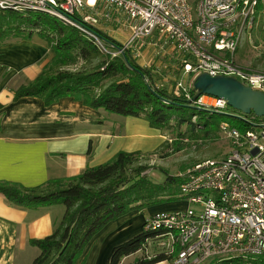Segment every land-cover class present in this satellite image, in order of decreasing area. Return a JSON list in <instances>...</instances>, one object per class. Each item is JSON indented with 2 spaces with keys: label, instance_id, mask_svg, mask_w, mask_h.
<instances>
[{
  "label": "trees",
  "instance_id": "trees-1",
  "mask_svg": "<svg viewBox=\"0 0 264 264\" xmlns=\"http://www.w3.org/2000/svg\"><path fill=\"white\" fill-rule=\"evenodd\" d=\"M97 2L95 6H87L82 13L95 12L93 8ZM82 17L75 14L73 21L88 33L40 11L0 8V44L31 39L36 34L45 40L50 51L48 60L35 78L12 89L13 100L34 96L50 105L70 97L92 109L103 108L111 114L142 118L151 128L170 130L175 134L173 140L163 141L155 152L171 147L176 152L183 145L198 146L204 143V139L213 140L218 127L212 126L209 120L215 114L233 117L238 121V125L233 126L247 128L245 121L234 114L210 113L187 103L183 93H176L177 82L174 81L168 89L162 83L164 77L160 70L138 62L137 49L132 47L134 41L125 45L127 42L123 44L97 27L103 19L99 14L94 24L84 22ZM153 37L163 44V38L157 34L149 38ZM175 52L179 55L174 75L182 72L185 62L195 63L192 56ZM180 110L191 111V114L182 115L178 112ZM192 116L195 121L191 120ZM102 121L95 120V123ZM93 150L90 142L87 156H91ZM148 154L140 150H121L106 162L86 167L76 175L48 179L32 187L0 180V195L10 204L25 208L50 204L65 207L61 221L50 234L29 241L39 250L30 264H83L84 258L80 257L85 246L109 221L133 209L142 211L185 200L179 193V184L185 173L173 175L162 171L164 178L153 181L147 173L152 168L147 162ZM205 160H190L182 171ZM153 236L154 232L144 230L143 220L139 233L112 247L107 264H121L123 258L143 249ZM164 260L171 261V256L159 252L152 257H137L132 264H153Z\"/></svg>",
  "mask_w": 264,
  "mask_h": 264
},
{
  "label": "built area",
  "instance_id": "built-area-1",
  "mask_svg": "<svg viewBox=\"0 0 264 264\" xmlns=\"http://www.w3.org/2000/svg\"><path fill=\"white\" fill-rule=\"evenodd\" d=\"M100 1L125 17L131 30L125 45L157 34L163 44L195 59L194 64L183 65L181 73L190 77L187 84H176V93L187 100L194 93L191 81L201 72L234 76L264 92V71L244 68L234 59L242 33L254 26L264 0ZM96 2L0 0V8L40 11L88 33L73 16L80 14L84 22L97 23V12L82 13ZM191 103L210 113L234 114L247 128L221 121L218 130L228 140L227 153L186 170L179 190L188 207L147 215L144 230L154 232L152 239L171 256V264H204L212 259L264 264V117L242 113L211 95H199Z\"/></svg>",
  "mask_w": 264,
  "mask_h": 264
},
{
  "label": "crops",
  "instance_id": "crops-1",
  "mask_svg": "<svg viewBox=\"0 0 264 264\" xmlns=\"http://www.w3.org/2000/svg\"><path fill=\"white\" fill-rule=\"evenodd\" d=\"M93 10L103 17L97 27L123 44L128 41L130 29L125 17L100 0ZM147 54L146 51L143 56ZM49 55L45 40L38 36L0 44V180L32 187L48 179L76 175L86 167L106 162L121 150H154L168 139L142 118L92 109L70 97L50 105L34 96L13 100L12 89L33 80ZM90 142L94 150L87 156ZM64 209L63 204L25 208L10 204L0 195V264H30L39 250L29 241L50 234L61 221ZM141 212L143 223L151 213ZM117 225L113 224V228ZM122 225L120 232H101L99 244L96 241L91 249L92 258L87 261L89 253L83 264H107L114 245L141 231L130 222ZM124 234L127 237L119 239ZM134 254L123 258L121 264H132L137 257Z\"/></svg>",
  "mask_w": 264,
  "mask_h": 264
},
{
  "label": "rangeland",
  "instance_id": "rangeland-1",
  "mask_svg": "<svg viewBox=\"0 0 264 264\" xmlns=\"http://www.w3.org/2000/svg\"><path fill=\"white\" fill-rule=\"evenodd\" d=\"M92 2V1H91ZM96 4V3H95ZM94 4V5H95ZM93 5V6H94ZM117 27V25H114ZM114 30V29H113ZM34 38H37L36 34H33ZM131 37V30L130 36ZM239 46L235 52L234 59L235 61L240 64L244 68H249L250 70L255 71H264V8L262 12L259 13L258 18L256 19L254 26L249 29L244 30L241 35ZM156 38H141L134 40L136 45V49L138 51V56L140 60V64L142 65H152L158 70L160 73L163 74L164 79L162 83L167 86L168 89H171L174 81L175 82H182L183 84H187L190 77L182 74L181 71L174 75V70L178 68V61L176 62V57L179 55L177 54L168 44H159V42L155 41ZM148 52L147 56H143V53ZM49 58V56H48ZM170 70V71H169ZM182 115H189L191 111L187 110H180L178 111ZM192 121H195V117H191ZM198 120V119H197ZM221 121L229 122L231 125H238V121L230 116H224L221 114H215L209 120L212 123V126L218 127V124ZM204 124L205 121L201 120ZM104 124V122H103ZM102 124V125H103ZM161 133L168 139H174L175 134L169 131L161 130ZM215 136V137H214ZM213 140H206L204 139V143L198 146H191V145H183V148L180 151L174 152L172 147L170 149L164 150L163 152H155L157 148L149 152L147 159L148 164L152 165L147 173L148 176L153 181H161L164 178L162 171H166L167 173L176 175L177 173H184L182 171L185 167H188V164L191 162L190 160H205L208 158L211 159H218L224 157L225 153L228 150L229 143L226 140L222 133L218 130L216 134L213 135ZM167 139V140H168ZM209 141V142H206ZM154 151V152H153ZM151 152V153H150ZM154 153V154H152ZM192 166V165H191ZM190 167V166H189ZM188 207L187 200H176L173 202H168L161 205H156L152 207L145 208L147 213H156V212H164V211H175L179 209H185ZM149 215V214H148ZM130 216V219L128 218ZM125 219V221H124ZM141 220H142V212L140 209H133L126 214L119 216L116 219L109 221L100 231H98L87 243L84 248L83 254L80 257L84 258V261H87L92 258V247L95 242L98 240L99 234L103 231H111L115 229L114 233L122 231V224L126 222H130L133 228H141ZM121 222V224H120ZM113 224H118L116 228H113ZM137 230L135 233H137ZM112 233H109L111 237ZM134 235V234H133ZM127 237V234H124L119 237V239H123ZM99 244V241L96 242ZM163 248L158 246V241L149 238L146 241L144 248L138 250L134 255L137 257H152L157 253H163ZM136 257V258H137ZM218 259H212L204 264H229L228 261H222Z\"/></svg>",
  "mask_w": 264,
  "mask_h": 264
},
{
  "label": "water",
  "instance_id": "water-1",
  "mask_svg": "<svg viewBox=\"0 0 264 264\" xmlns=\"http://www.w3.org/2000/svg\"><path fill=\"white\" fill-rule=\"evenodd\" d=\"M191 89L194 92L191 100L202 94L211 95L226 100L230 107L242 113H253L258 117H264V92L244 85L234 76H213L201 72L193 77Z\"/></svg>",
  "mask_w": 264,
  "mask_h": 264
},
{
  "label": "bare ground",
  "instance_id": "bare-ground-1",
  "mask_svg": "<svg viewBox=\"0 0 264 264\" xmlns=\"http://www.w3.org/2000/svg\"><path fill=\"white\" fill-rule=\"evenodd\" d=\"M179 193H180L181 198L184 197V195H183V191H182V190H180Z\"/></svg>",
  "mask_w": 264,
  "mask_h": 264
}]
</instances>
